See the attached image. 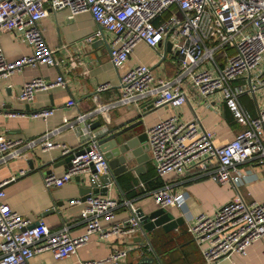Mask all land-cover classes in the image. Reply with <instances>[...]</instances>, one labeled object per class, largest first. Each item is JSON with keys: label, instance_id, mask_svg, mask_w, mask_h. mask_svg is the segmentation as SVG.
Masks as SVG:
<instances>
[{"label": "built area", "instance_id": "built-area-1", "mask_svg": "<svg viewBox=\"0 0 264 264\" xmlns=\"http://www.w3.org/2000/svg\"><path fill=\"white\" fill-rule=\"evenodd\" d=\"M64 8L69 10V17L88 11L100 28L93 36H101L102 29L110 33L109 60L116 68L124 63L139 40L153 49L168 41L177 61L174 73L168 77L154 78L151 67L143 63L129 67L119 77L117 97L104 102L94 97L93 108L79 113L78 120L90 119L95 113L104 115L110 108L127 104H143L146 109L164 103L176 106L187 100V90L191 89L204 99L220 97L242 128L231 140L215 144L214 133L204 130L197 117L188 121H180L177 116L159 119L144 130L156 175L191 173L195 178L206 176L218 183L233 184L242 174L239 164L251 159L262 161L264 0H0V33L15 30L21 40L32 46L30 54L9 60L0 41V78L21 71L27 65H59L63 61L55 57L39 21L51 11ZM66 85L67 79L62 74L54 79L34 77L24 82L18 98L30 102L39 90ZM107 87V83L100 84L97 91ZM241 94L253 98L255 115L242 108L238 101ZM53 112V107L41 108L33 115L47 119ZM21 113L24 114L7 111L0 103V115L14 117ZM68 122L65 118L62 125L28 139L0 133V164L25 157L35 147L44 151L60 147L62 153L68 154L72 150L70 146L51 138ZM105 171L103 157L91 141L88 150L76 154L63 173L44 174L43 183L46 188L62 186L85 172L94 180ZM25 172L20 170V174ZM12 179L15 176L0 182V264H30L35 253L44 250L50 251L56 260L65 259L86 244L90 232L103 237L108 233L132 234L139 229L135 207L129 200L118 202L96 194L84 200L70 199L69 203L82 207L79 219L84 229L79 234H72L68 224L51 229L43 218L34 223L4 200L3 186ZM148 194L157 207L183 205L182 196L174 193L168 182L149 189ZM118 205H128L130 214L104 229L100 220L113 219ZM191 222L186 232L199 248L203 261L212 264L230 252L245 254L246 248L264 234V201L245 202L240 195H235L211 214H197ZM130 250L142 255L150 247L146 244L115 247L103 258L78 259L71 264L121 262ZM261 253L264 258V248Z\"/></svg>", "mask_w": 264, "mask_h": 264}, {"label": "crops", "instance_id": "crops-1", "mask_svg": "<svg viewBox=\"0 0 264 264\" xmlns=\"http://www.w3.org/2000/svg\"><path fill=\"white\" fill-rule=\"evenodd\" d=\"M39 22L44 38L54 49L55 57L63 61L59 65H27L21 71L0 78V103L7 111L24 112L14 117L0 115V133L9 137L32 138L62 125L64 119L68 118L66 127L51 138L67 144L72 149H80L88 136L83 121L78 120L76 116L93 108L94 97L99 102L117 97L120 92L119 77L129 67L139 63L149 65L153 77L157 78L171 76L177 66L174 51L167 50L163 42L153 49L139 40L128 53L124 63L116 68L110 62L109 53L104 45L96 47L91 44L93 38L100 37L93 36V33L100 28L88 11L69 17V10L64 8L51 11ZM102 32L108 43L110 33L103 29ZM0 41L4 54L9 60L32 52V46L21 40L15 30L0 33ZM59 74L67 79L66 87L54 86L48 90H39L30 102L18 98V92L24 82L34 77L54 79ZM104 83H107L108 87L97 91V86ZM186 96L187 100L182 104L170 106L164 103L145 110L141 129L145 130L159 119L169 116H177L180 121L197 117L204 130L214 133L213 142L223 144L231 140L242 128L220 97L215 95L204 99L191 89L187 90ZM238 101L247 113L255 115V103L249 94H241ZM49 107H53L54 112L47 119L33 115L35 110ZM138 107L135 104L122 105L110 108L100 116H109L111 119L122 114L123 117L120 120H123L140 113ZM98 117L99 114L95 113L90 116L89 121H94ZM146 151L148 160L142 164L139 174L129 175L131 182L125 175L118 177V186L114 183L107 186L106 197H112L118 202L127 199L135 208L139 207L147 212L156 207L148 190L168 182L172 186V191L182 196L183 205L170 206L167 209L174 216L181 215L183 223L167 231L161 227H155L146 232V235L140 229L132 234L108 233L103 237H100L97 232H90L86 244L79 247L70 257L56 260L50 251L44 250L35 253L30 264H71L78 259L103 258L112 248H133L136 245L144 246V244L149 246L148 241L162 264H206L196 243L186 232V226L192 223V218L200 213L211 214L217 207L233 199L235 195H240L245 202L264 201V157L262 161L251 159L239 164L242 174L236 182L231 184L218 183L206 176L195 178L191 173L177 176L168 172L158 177L148 149ZM61 154L63 153L60 147H53L46 151L41 147H35L32 151H28L25 157L1 163L0 182L15 176V179L3 186L6 191L4 200L13 209L33 221L43 218L51 229L68 224L72 234H79L84 229L79 219L82 207L81 204L69 202L71 198L80 197L81 183L76 180V176L62 186L46 188L43 183L44 174L54 172L60 175L67 169V164L60 160ZM30 160L33 162V168ZM21 169L26 172L20 174ZM88 174L89 172H85L78 176L86 179ZM154 179H158L160 183L154 186ZM129 214L128 205H118L114 210L113 219H101L100 224L106 229L111 222L123 220ZM137 237L144 244L135 241ZM263 248L264 234L246 248L245 254L230 252L217 258L212 264H264L261 253ZM151 255L153 256L151 248L148 251L144 250L142 255H138L137 250H130L121 262L109 261L101 264H144L139 263L140 259ZM155 264H158L156 260Z\"/></svg>", "mask_w": 264, "mask_h": 264}, {"label": "water", "instance_id": "water-1", "mask_svg": "<svg viewBox=\"0 0 264 264\" xmlns=\"http://www.w3.org/2000/svg\"><path fill=\"white\" fill-rule=\"evenodd\" d=\"M167 50L171 51V43L163 41ZM91 44L98 47L104 45L106 51L110 52V45L106 42L105 36L101 31L99 38H93ZM160 44V43H159ZM138 109L140 113H137L129 118H122L121 115H117L113 118L100 116L94 120L83 121L84 128L87 132V140L80 147V149H72L68 154H61L60 160L65 162L69 167L71 165L72 158L83 151L88 150V143L94 142L98 151L101 153L105 162V172L99 174L96 179L91 180L90 174L87 178H79L76 176V180L81 183L79 188V196L81 200H84L90 194L106 196L107 186L114 183L118 186V177L129 175H138L142 168V164L148 160V143L147 136L143 129H141L142 117L146 108L141 104ZM47 164L49 162H46ZM30 165L33 168V162L30 160ZM90 165V171H92V165ZM67 167V168H68ZM131 182V179H128ZM135 213L138 216V228L146 235V232L152 230L155 227H161V229L167 231L177 228L182 222V216H174L165 207H155L151 210L144 212L141 208L136 207ZM36 223V221H34ZM31 224V226L34 225ZM147 238V237H146ZM134 240V239H133ZM135 241H139L140 244H144L139 240V237ZM146 241H148L146 239ZM151 248L153 256H144L140 259L139 263L155 264V260L158 264H162L156 255L153 246L147 242Z\"/></svg>", "mask_w": 264, "mask_h": 264}, {"label": "trees", "instance_id": "trees-1", "mask_svg": "<svg viewBox=\"0 0 264 264\" xmlns=\"http://www.w3.org/2000/svg\"><path fill=\"white\" fill-rule=\"evenodd\" d=\"M160 183V181L158 180V179H154V186L156 185V184H159ZM156 186H159V185H156ZM155 186V187H156ZM165 241V240H164Z\"/></svg>", "mask_w": 264, "mask_h": 264}]
</instances>
